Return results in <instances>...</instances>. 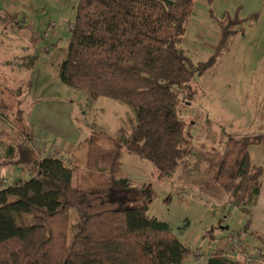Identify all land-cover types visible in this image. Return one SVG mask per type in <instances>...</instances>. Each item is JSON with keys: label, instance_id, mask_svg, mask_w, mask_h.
<instances>
[{"label": "trees", "instance_id": "obj_1", "mask_svg": "<svg viewBox=\"0 0 264 264\" xmlns=\"http://www.w3.org/2000/svg\"><path fill=\"white\" fill-rule=\"evenodd\" d=\"M198 1L78 0L59 79L86 92L90 106L100 97L126 104L136 122L122 138L93 131L66 158L46 154L23 105L8 113L14 133H3L9 139L1 164L23 168L29 178L0 188V264H189L190 246L129 198L134 182L123 176L122 163L127 152L150 162L159 178L176 172L192 152L180 96L196 73L214 66L242 22L257 16L227 12L217 51L194 65L180 45ZM263 142L231 138L211 165L213 182L246 215L242 230L258 242L256 264H264V234L249 226L264 166L252 162L250 147ZM93 175L99 183L85 186ZM203 237L212 249L202 251L206 264H244L246 249L230 259L225 247L214 246L212 230Z\"/></svg>", "mask_w": 264, "mask_h": 264}, {"label": "rangeland", "instance_id": "obj_2", "mask_svg": "<svg viewBox=\"0 0 264 264\" xmlns=\"http://www.w3.org/2000/svg\"><path fill=\"white\" fill-rule=\"evenodd\" d=\"M19 4L22 6L23 2ZM258 10L260 17L245 20L247 27L234 41L231 40L226 51L216 57L214 66L203 74L196 73L189 83L190 88H185L180 96L183 102L179 112L190 124L188 133L192 152L176 172L170 177L159 178L150 162L127 152L122 163L123 176L134 182L128 193L133 204L147 205L151 216L167 222L182 242L199 250L207 246L203 235L208 229L216 238H221L231 232L242 217L213 182L212 162L218 160L231 138L254 135L264 140V8L255 7L250 13ZM31 13V10H23V14ZM40 16L36 17L37 32L42 30V22L46 21L42 14ZM71 17L67 21L73 19V14ZM192 23L180 46L197 65L217 51L221 32L217 33L216 46H208L200 42L198 26ZM63 60L64 54L52 49L43 64L33 71L34 75L29 77L33 105L28 110L33 109L34 120L38 119L35 133L39 138L44 137L42 145L46 146L45 149L50 145L60 146L65 140L67 148L60 152L67 157L71 146L88 138L93 131L112 138L127 136L136 122L133 110L105 97L90 106L86 92L60 81L59 66ZM0 111L5 115L0 116V134L5 132L11 136L14 119L7 112ZM2 138L6 150L9 138ZM101 144L106 145L105 138L101 139ZM250 148L252 162L264 166V142ZM57 152L55 154H59ZM23 172V175L9 174L8 168L0 163V187L27 180L29 175L25 170ZM99 180L93 175L85 186H93ZM72 216L75 217V211Z\"/></svg>", "mask_w": 264, "mask_h": 264}, {"label": "crops", "instance_id": "obj_3", "mask_svg": "<svg viewBox=\"0 0 264 264\" xmlns=\"http://www.w3.org/2000/svg\"><path fill=\"white\" fill-rule=\"evenodd\" d=\"M20 2H23L22 6H20ZM77 2L78 0L0 1L1 12L5 18V20L0 23V110L5 113H13L15 112V108L18 109L19 106L23 105L28 114V124L34 127L36 126L38 119L35 118L34 120L33 109L30 110V112L28 110L29 106L32 107L33 105V103L30 102L31 91H29V77L34 75L33 71L36 70V67L38 68V66L43 64V60L49 51L58 49L61 53H64L67 49L70 33L68 28L69 25L74 22ZM230 5H232V9H230ZM255 7H260V9L264 8V0H215L210 5L205 1L199 0L190 24L192 21V24H197L195 26H198V32L201 34L199 39L200 42L208 46H216L218 38L217 33L221 32L220 21L227 12L233 13L238 10L240 19H246L250 15L257 13V16L254 18H258L261 15L259 10L250 13ZM25 9L31 10L33 14H23V10ZM40 14H42L46 21L44 23L42 22V30L37 32L35 27L39 25L36 17H41ZM71 14H73V19L67 21L72 18ZM210 20H212L211 23ZM239 27L240 30L245 29L247 27V22H242ZM236 37L237 35L234 36L232 40L234 41ZM5 97H7V99H5ZM3 98L6 101H3ZM60 111H62V109ZM3 133L0 134V136L3 135ZM2 137L0 138L1 161L6 152L4 148L5 140H3ZM39 139L43 141L44 137ZM59 145L60 146L50 145L47 150L45 149L46 146L44 147L43 145V148L44 151L46 150V154H55L58 151L57 153L62 155L60 151L67 148L66 141L62 140ZM75 146V144L71 146L69 153L73 151ZM250 150L252 149L250 148ZM66 158H68V156ZM6 167L8 168L9 174L23 175L24 173L23 168L13 165ZM17 168H19V171H17ZM251 211L252 218L249 231L264 234V182L261 186L257 201L251 208ZM239 213L242 217L237 225L242 227L246 220V215L241 211H239ZM223 237H225V235ZM223 237L217 238L214 246L216 243H222L223 240L221 239H223ZM250 239L254 241L253 238ZM186 241H189L188 238ZM205 243L207 244V240ZM207 248H209V246L202 248V251ZM206 260L207 257L205 256L200 260L199 264H206Z\"/></svg>", "mask_w": 264, "mask_h": 264}, {"label": "built area", "instance_id": "obj_4", "mask_svg": "<svg viewBox=\"0 0 264 264\" xmlns=\"http://www.w3.org/2000/svg\"><path fill=\"white\" fill-rule=\"evenodd\" d=\"M59 1V0H54ZM54 25V24H53ZM73 28V23L69 25V30ZM218 246H223L227 249V256L230 259L236 258V249L244 248L247 250L244 264H256L261 263L260 258L257 253L258 242L250 239L248 234L242 230L240 225H236L234 229L231 230L223 239L222 243H216ZM191 253L189 254L186 262L189 264H199L200 260L203 258L202 249L199 250L196 247H190ZM212 249L207 248V255H210Z\"/></svg>", "mask_w": 264, "mask_h": 264}]
</instances>
